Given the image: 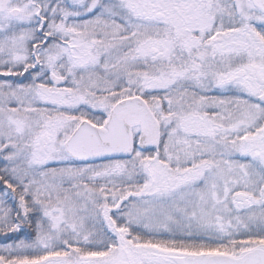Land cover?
Segmentation results:
<instances>
[{"label": "snow or ice", "instance_id": "6c2138e0", "mask_svg": "<svg viewBox=\"0 0 264 264\" xmlns=\"http://www.w3.org/2000/svg\"><path fill=\"white\" fill-rule=\"evenodd\" d=\"M0 264H264V0H0Z\"/></svg>", "mask_w": 264, "mask_h": 264}]
</instances>
